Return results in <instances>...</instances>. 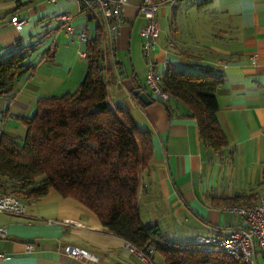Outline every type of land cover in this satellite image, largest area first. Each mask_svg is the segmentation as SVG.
<instances>
[{
    "label": "crops",
    "instance_id": "0c3cea01",
    "mask_svg": "<svg viewBox=\"0 0 264 264\" xmlns=\"http://www.w3.org/2000/svg\"><path fill=\"white\" fill-rule=\"evenodd\" d=\"M141 1L128 0L123 8L125 22L114 55L104 29L113 68L108 100L115 109H127L152 136L154 154L142 173L138 196L142 219L156 224L168 240L192 242L198 234L242 224L239 216L225 210L233 205L232 197L241 195L239 203L247 205L264 193V0H180L160 7L161 34L152 53L158 71L206 65L223 77L217 89V116L229 139L223 154L203 144L198 122L182 102L171 99L167 108L154 99L146 104L134 94L137 88L149 93ZM56 6L47 0H0V56L18 42L30 44L23 30L31 20L35 27L46 28L42 39L50 43L42 56L49 50L51 55L34 61L35 70L16 83L12 96H0V133L23 137L27 125L22 117L35 114L40 97L75 91L86 75L87 61L79 50L61 44L81 42L57 22L50 24L61 13ZM15 14L27 20L22 29L11 21ZM99 24V18L86 16L83 24L73 27L75 32L87 28L93 38ZM82 44L86 51V42ZM0 226L8 230L0 235V264H148L95 212L54 188L26 202L22 213L0 211ZM27 243L34 244L31 252ZM67 246L85 248L97 259L72 257ZM259 264H264V257H259Z\"/></svg>",
    "mask_w": 264,
    "mask_h": 264
},
{
    "label": "trees",
    "instance_id": "16d2710c",
    "mask_svg": "<svg viewBox=\"0 0 264 264\" xmlns=\"http://www.w3.org/2000/svg\"><path fill=\"white\" fill-rule=\"evenodd\" d=\"M105 42L104 26L99 24L86 42L87 72L78 88L40 97L35 114L22 117L27 125L23 137L0 133V194L28 202L54 188L91 209L126 242L139 249L153 245L163 264H247L223 251L168 240L156 224L142 219L138 196L142 173L154 154L153 140L127 109L109 104L113 68ZM35 50V45L18 42L0 56V96H12L16 83L35 70ZM49 54L50 50L42 59ZM222 81L221 73L206 65L170 66L162 73V87L170 94L165 106L169 108L171 99L186 105L198 122L201 141L217 154L229 147L217 116ZM240 196L227 200L241 205Z\"/></svg>",
    "mask_w": 264,
    "mask_h": 264
},
{
    "label": "built area",
    "instance_id": "2783aa9c",
    "mask_svg": "<svg viewBox=\"0 0 264 264\" xmlns=\"http://www.w3.org/2000/svg\"><path fill=\"white\" fill-rule=\"evenodd\" d=\"M57 4L60 0H47ZM78 3V13L99 18L107 34V42L110 45L111 53L114 55V47L117 35L121 26L125 22L123 8L128 4V0H74ZM180 0H142L139 4V12L146 19L142 27V51L147 59V73L145 78V88L160 102L165 103L170 99V94L162 87V74L157 69V64L152 58V53L156 49L158 39L161 34L159 23L160 7L165 4H176ZM74 14L64 11L55 14L53 19L63 26L67 35L77 37L81 43L87 42L91 37L88 29L75 32L72 21ZM17 29H22L27 23L25 18L15 14L11 19ZM54 48V45H52ZM80 56L85 58L86 51H80ZM26 202L13 194H0V211L11 213H22L25 210ZM225 210L239 216L243 222L239 226L230 229L220 230L215 233L198 234L194 241L186 247H198L215 251H223L230 257L241 260L247 264H259V257H264V193L256 203L247 205L226 206ZM7 227L0 226V235L6 236ZM131 251L143 262L154 264L155 249L153 245H148L139 249L127 242ZM34 249L33 243H27L26 250L31 252ZM66 253L75 258L97 259L89 250L80 247L67 246ZM3 254L0 253V257Z\"/></svg>",
    "mask_w": 264,
    "mask_h": 264
},
{
    "label": "rangeland",
    "instance_id": "374dc122",
    "mask_svg": "<svg viewBox=\"0 0 264 264\" xmlns=\"http://www.w3.org/2000/svg\"><path fill=\"white\" fill-rule=\"evenodd\" d=\"M56 8H55V11L56 12H62V11H74V19L72 21L73 25H81L83 24L85 21H86V15L85 14H82V13H77L76 10L78 8V3L74 0H60L57 4H56ZM34 21L31 20L30 23L28 25H26L24 27V30H23V35L25 36V40L30 43L31 45H35L36 46V50L34 51V55H33V60H39L40 58H42V53L44 51H46L49 47V43H50V40L49 39H42V37L44 36V33L46 31V28H41L39 26H34ZM56 22H51L50 24L51 25H55ZM95 24V21H91L90 22V26H94ZM29 32H34L35 35H30ZM39 34V35H38ZM52 34L50 35H47L46 37H51ZM76 36V35H75ZM56 43V41H55ZM60 45V40H59V43ZM61 44H64V45H70L72 47H74V49L76 51H78V55H79V52L82 51V49L84 48V44H74L72 42H70V40H66V41H62ZM83 45V46H82ZM51 47V46H50ZM143 53V51H142ZM144 55V54H143ZM193 242V241H192ZM154 264H155V260L158 261V262H161L162 263V259L160 258V256H156L155 258V255H154Z\"/></svg>",
    "mask_w": 264,
    "mask_h": 264
},
{
    "label": "water",
    "instance_id": "95a60500",
    "mask_svg": "<svg viewBox=\"0 0 264 264\" xmlns=\"http://www.w3.org/2000/svg\"><path fill=\"white\" fill-rule=\"evenodd\" d=\"M134 94L139 96V98L146 104H149L153 101V98L147 91H143L141 88L134 90Z\"/></svg>",
    "mask_w": 264,
    "mask_h": 264
}]
</instances>
